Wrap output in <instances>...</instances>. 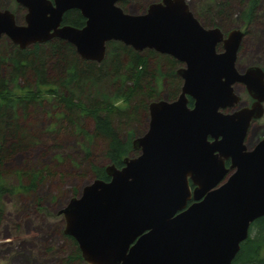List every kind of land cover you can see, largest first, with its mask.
I'll return each mask as SVG.
<instances>
[{
	"label": "water",
	"instance_id": "1",
	"mask_svg": "<svg viewBox=\"0 0 264 264\" xmlns=\"http://www.w3.org/2000/svg\"><path fill=\"white\" fill-rule=\"evenodd\" d=\"M125 1L15 0L24 24L0 10V39L20 50L59 39L82 60L100 63L107 44L119 42L184 64L178 97L148 108V129L132 142L139 155L121 168L107 165L108 181L94 179L68 202L59 212L63 234L85 264H231L250 225L264 218V138L245 144L251 121L263 114L264 73L239 74L243 32L225 37L204 28L186 0H160L140 14L125 12ZM71 10L85 19L82 28L62 24ZM235 83L255 102L225 114L239 101Z\"/></svg>",
	"mask_w": 264,
	"mask_h": 264
},
{
	"label": "trees",
	"instance_id": "2",
	"mask_svg": "<svg viewBox=\"0 0 264 264\" xmlns=\"http://www.w3.org/2000/svg\"><path fill=\"white\" fill-rule=\"evenodd\" d=\"M128 5L129 0H126L120 7L130 13ZM257 5L258 0L243 5V22L251 23L256 19ZM195 16L202 24L200 17ZM84 23L85 19L77 10L66 12L62 20V24L75 28H82ZM203 26H217L226 31L212 21ZM178 67V62L169 56L152 50L136 52L119 42L108 43L104 60L95 63L82 60L70 44L59 39L20 50L7 38H1L0 203L5 195L32 193L43 178L40 170H6L17 156L24 155L32 146L27 128L21 124V117L28 116L31 107L45 100L53 101L61 108L57 117L59 124L66 123L67 129L88 140V147H84L87 156L95 150L108 165L121 168L126 157L138 154L132 148L137 136L135 128L147 129L149 103L162 98L170 101L178 95L181 85L175 74ZM104 87L109 93L102 91ZM82 120L92 124L90 130L82 125ZM122 127L126 131L124 135ZM105 167L90 164L94 179L109 180ZM10 176L16 178V185L12 184ZM2 218L0 205V222ZM256 223L253 227L257 225V236L241 244L234 264H264V258L259 256L264 245V218L257 219ZM63 238L66 249L56 264H85L76 242L64 234Z\"/></svg>",
	"mask_w": 264,
	"mask_h": 264
},
{
	"label": "rangeland",
	"instance_id": "3",
	"mask_svg": "<svg viewBox=\"0 0 264 264\" xmlns=\"http://www.w3.org/2000/svg\"><path fill=\"white\" fill-rule=\"evenodd\" d=\"M157 1L129 0L128 12L140 14ZM186 1L190 11L200 17L203 25L212 21L223 26L226 31L240 29L248 32L244 48L239 53L240 68L252 63L264 66V0H258L256 19L251 23L241 19L243 5L250 0ZM3 9L13 11L18 23L22 22L25 12L15 0H0V10ZM108 90L104 87L102 91L109 93ZM236 93L242 95L240 87L236 88ZM60 113L61 108L56 107L53 101L45 100L31 107L28 116L21 117V124L31 136L32 146L24 155L17 156L6 170H40L43 178L32 193L11 194L2 198L0 264H56L66 249L63 238L65 224L59 212L76 193H80L84 186L94 180L90 172L91 163L108 165L100 154H95V150L89 156L86 155L84 147H88V140L67 129L66 123L59 124L57 117ZM82 125L88 131L92 124L82 120ZM121 129L124 135L125 127ZM135 129L138 137L146 131L137 127ZM263 138L264 115L257 120V124L250 126L245 144L251 148ZM10 177L12 184L16 185V178ZM254 236L252 233L250 239ZM259 256L264 258V245L260 248Z\"/></svg>",
	"mask_w": 264,
	"mask_h": 264
},
{
	"label": "flooded vegetation",
	"instance_id": "4",
	"mask_svg": "<svg viewBox=\"0 0 264 264\" xmlns=\"http://www.w3.org/2000/svg\"><path fill=\"white\" fill-rule=\"evenodd\" d=\"M160 0H158L157 2H159ZM154 3H156V2H154ZM18 5V4H17ZM19 6V5H18ZM149 6V5H148ZM20 7V6H19ZM24 12H25V9L23 8V7H20ZM146 10V9H145ZM144 12V11H143ZM142 12V13H143ZM26 13V12H25ZM25 15V14H24ZM24 15H23V18H24ZM19 24H24V20H22V22L21 23H19ZM201 24V23H200ZM202 25V24H201ZM203 26V25H202ZM204 27V26H203ZM215 26H213V27H208V28H206V27H204V28H206V29H210V28H214ZM221 30V29H220ZM222 31V30H221ZM242 32H243V37H242V40H241V43H240V46H239V49H238V52H237V59H236V62H235V69L237 70V72L239 73V74H245L246 73V71L247 70H249V69H251V68H253V67H256V68H260L262 71H263V73H264V66H260V64H255V63H252V64H249V65H242L241 66V68L239 67V64H240V62H239V53L243 50V48H244V42H245V39L248 37V32L246 31V30H241ZM223 33H224V35H225V37H226V35H227V33L229 32V30L228 31H226V32H224V31H222ZM217 51H221V49H222V47H221V44L220 45H218L217 46ZM178 64H179V67L176 69V76L180 79V81H181V85H180V89H179V93H178V95L180 94V90H181V86H182V79L177 75V70H179V69H181L183 66H184V64H180L179 62H178ZM232 87H233V89H234V94L239 98V101H238V103H237V105L236 106H234V107H232V108H228V109H225V110H223V113H225V114H227V113H231V112H233V111H235V110H238V109H241V108H250L252 105H253V103L255 102V100L249 95V93L247 92V89H246V85L245 84H243V83H235V84H233L232 85ZM237 87H240L241 88V93H242V95H237V93H236V88ZM178 95L176 96V98L178 97ZM175 98V99H176ZM175 99H173V100H170V101H168V100H166L165 98H162V99H157V100H154V101H152V102H150L149 103V105H148V107H147V114H148V124H149V112H148V108H149V106H150V104L151 103H153V102H157V101H166V102H172V101H174ZM189 101H188V106L189 107H191L192 106V104H193V101L189 98L188 99ZM191 102V105L189 104ZM261 106H262V109H263V114L259 117V118H257V119H253L252 121H251V123H250V125H249V128H250V126L252 125V124H257V120H259V119H261L262 117H263V115H264V102H262L261 103ZM249 128H248V131H249ZM147 129H148V125H147ZM147 129H146V131H147ZM145 131V132H146ZM248 131H247V134H248ZM144 132V133H145ZM138 136H136V138H137ZM246 138H247V135H246V137H245V141H246ZM260 141V140H259ZM254 146V145H253ZM252 148V147H251ZM134 150V149H133ZM134 151H136V152H138V154L136 155V156H134V157H130V158H135V157H137L138 155H139V150H134ZM225 166L226 167H228L229 166V163L228 162H225ZM233 171V170H232ZM232 171H230L229 172V174H227V176H226V178L228 177V176H230V174L232 173ZM225 178V179H226ZM189 185H190V188L191 189H193L194 188V186L191 184V182L189 183ZM193 203V200H190L189 202H188V206L189 205H191ZM257 222V220H255L251 225H250V228H249V236H248V238L250 239V235L253 233L254 235H256L257 234V225H255V227H253V224L254 223H256ZM257 224V223H256ZM257 236V235H256ZM247 238V239H248ZM80 252V251H79ZM236 258V257H235ZM234 262H235V259L233 260V262L231 263V264H234ZM85 263V262H84ZM247 263H250V262H247ZM246 263V264H247ZM256 263V262H255Z\"/></svg>",
	"mask_w": 264,
	"mask_h": 264
}]
</instances>
